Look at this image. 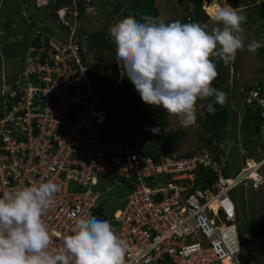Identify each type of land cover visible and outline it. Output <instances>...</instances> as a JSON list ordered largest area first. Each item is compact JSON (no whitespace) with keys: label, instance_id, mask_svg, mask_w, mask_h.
I'll return each mask as SVG.
<instances>
[{"label":"built area","instance_id":"1","mask_svg":"<svg viewBox=\"0 0 264 264\" xmlns=\"http://www.w3.org/2000/svg\"><path fill=\"white\" fill-rule=\"evenodd\" d=\"M208 6L210 1L203 6L210 18ZM62 37L37 29L32 39L38 43L28 45L17 78L2 79L0 194L41 180L56 182L60 191L42 217L55 246L74 231L77 219L91 214L108 220L126 242L124 264H243L231 192L264 184V151L256 160L246 158L229 177L227 151L215 139L198 153L155 160L137 141L97 137L96 125L106 119L103 94L73 35ZM244 97L259 108L255 141L257 150L264 149V94L256 87ZM200 169L216 179L195 186ZM115 185L127 193L108 217L100 198Z\"/></svg>","mask_w":264,"mask_h":264},{"label":"clouds","instance_id":"2","mask_svg":"<svg viewBox=\"0 0 264 264\" xmlns=\"http://www.w3.org/2000/svg\"><path fill=\"white\" fill-rule=\"evenodd\" d=\"M76 2L61 7L63 17L76 16ZM211 18V30L199 22L165 23L131 15L108 26L117 64L124 69L121 75L131 80L144 103L163 108L182 127L196 123L198 100L207 101L204 107L212 114L215 105L226 103L227 93L213 86L216 62L229 64L238 51L255 53L264 46L256 40L245 44L242 25L247 17L227 0ZM77 45L84 55L82 44ZM59 191L56 182L46 179L0 194V264H124L126 242L108 220L91 214L77 219L74 231L55 246L42 217Z\"/></svg>","mask_w":264,"mask_h":264},{"label":"rangeland","instance_id":"3","mask_svg":"<svg viewBox=\"0 0 264 264\" xmlns=\"http://www.w3.org/2000/svg\"><path fill=\"white\" fill-rule=\"evenodd\" d=\"M54 1L28 0L27 3H23L21 0H0V18L13 17L16 26L15 28L11 26L8 40L10 42L5 43L8 52L3 59H0V88L2 87L1 79L4 77L10 79L13 75H16L21 63L20 54L26 50V45H28V40L32 37L35 27L44 29L46 33H50L53 37L58 35L63 36L62 38L67 37V29H63V25L68 27L69 36L77 34L78 41L85 49L84 55L87 62L91 64V67L94 65L100 69L103 90L109 93L117 88L116 83L110 81L114 76L111 64L113 59L116 60L115 48L94 46L89 49V41H87L85 36L87 33L102 30L108 35L107 30L110 24L115 23L122 17L130 15L134 17L136 12L144 10L149 3L157 9L158 13L154 17H148L157 22L162 20L165 23H170L181 20V23H184V19L190 17L195 22L207 24L209 30H211L215 27V24L211 17L208 18L206 13L207 18L204 16L205 9L203 6L208 1H211L207 10H210L212 16L214 12L211 8L225 2V0H199L203 5L198 8L194 4V0H90L80 14L77 12L76 16H74L73 12L63 17V8L57 9V11L52 13L51 4ZM260 2V0H227L230 5L232 3L231 6L234 9L243 12L247 17L246 22L242 25L246 45L252 40L264 44V18L259 16L257 9ZM67 10L70 11L71 8L67 7ZM32 20L36 24L30 27L29 22H32ZM11 36L13 37L11 38ZM74 39L76 40L75 35ZM109 41L112 42L110 38ZM216 63L217 68L221 67V70L218 72V77L213 81V86L227 93L226 103L223 106L226 109L228 118L224 123L225 133L220 144L228 147L226 148V151H229L226 154V175L232 177L243 165L246 158H254L256 160L259 157V153L264 151L260 145L261 148L257 150V141L255 140H258L259 144V139H256L258 137L256 133L252 132L251 129V134L247 131L248 128H252V123L247 118L244 105L246 87L256 88L258 86L260 90H264V46L257 49L255 53L247 51L246 48L243 51H238L235 60L229 64H224L222 61ZM117 80L119 81L117 85H119L121 79L118 78ZM130 83H132L131 80ZM130 90L136 91L134 86ZM130 90L127 91L123 87L122 92L124 95L120 100L131 104L128 110L134 112L139 121L137 122L135 118L130 117L126 110L122 108L121 110L119 104L116 103L111 111L115 116L114 121L118 128L133 129L134 126L141 127L145 123L143 115L151 114L153 117L157 116L155 111L150 109V105L142 101L137 91L136 96L133 97L134 99H131ZM261 93L264 94V91ZM140 100L141 104L138 103ZM133 102H136V104L134 105ZM206 103L207 101H197V120L192 126L182 127L177 117L169 116L167 113L168 125L166 128L159 129L157 127L144 126L143 128L149 134V140L145 139L143 147H146L149 142H160L165 138L168 131L177 130L183 131L184 137L180 141L177 151L173 153L174 155L200 152L204 147L202 139L205 135L203 123L205 121L204 105ZM152 129H157V131L153 132ZM142 137L144 136L140 135L136 137V140H140ZM262 173L264 175V167L262 168ZM234 191L237 193L234 195L237 197L235 200L240 206L238 221L239 225H241L240 236L242 233L241 241L243 242L245 254L244 264H264V184L262 182L256 188L252 185H240ZM126 193L127 189H124L123 186L115 185L110 192L102 194L100 203L108 217H110L115 208L120 206ZM257 252H260V257L251 260V256L254 253L257 254Z\"/></svg>","mask_w":264,"mask_h":264},{"label":"trees","instance_id":"4","mask_svg":"<svg viewBox=\"0 0 264 264\" xmlns=\"http://www.w3.org/2000/svg\"><path fill=\"white\" fill-rule=\"evenodd\" d=\"M23 3H27L28 0H21ZM73 0H55L53 4H51V8H52V13H54V11H56L58 8H61L65 5H72L71 2ZM76 2V9L79 12V14L84 10V8L86 7L84 4V1L86 0H75ZM260 4H258L257 9H258V14L260 17L264 18V0H260ZM194 4H196V6L198 8H201V6L203 4H201V2L199 0H194ZM235 4V3H233ZM232 5V3H231ZM237 5V4H236ZM235 5V6H236ZM158 13L157 9L152 7V4L149 3L147 4L146 8L144 10H142L141 12H136L134 14V17L137 20H142V17L145 16H156ZM204 16L207 18V16L204 14ZM198 20V19H197ZM25 22H27V20H25ZM181 22V20H180ZM189 22H195V20H187V18L184 19V23H189ZM36 24V22H34L32 20V22H29V26L33 27ZM11 26L12 28L16 27L13 17H9L6 16V18L1 17L0 18V59H3V57H5V55L8 52L7 47H5V43L10 42L9 40V32L11 30ZM63 29H67V32L69 34V29L67 26H62ZM39 31H43L44 29H40L35 27V29L33 30L32 35L35 34L36 30ZM15 30V29H14ZM45 31V30H44ZM67 35V37L63 38L65 40L68 39L69 35ZM74 35L76 37V41L79 43L77 37V34H73V38ZM86 39L87 41H89L88 47L89 49L93 48L94 46H99V47H106V46H110L115 48V44L113 42H108L109 37L107 34H105L102 30L99 31H94V32H89L86 35ZM13 36H11L12 38ZM46 39H48V37H46ZM38 43V39L33 38L32 37L28 40V45H34L36 46ZM4 44V45H3ZM28 45H26V50H24V52H21L19 57L20 59V68L18 69V71L16 72V75H13L9 80L12 79H16L18 76L19 71L21 70V68L23 67V61H24V55L28 49ZM81 49L82 45H81ZM23 53V54H22ZM112 69L114 70V76L110 79L111 82H116V80L118 78L121 79V85H116V90L110 91L108 93L105 92L103 90V80H102V74L100 72V69L97 66L92 65L93 67V77L95 79V82L97 84L96 86V90L98 93L103 94V97L101 99V107L106 111V119L102 124H97L96 125V135L99 138L102 139H107V140H112L115 142H131V143H135L136 141L139 142V144L141 145V152L147 156L152 157L155 160H158V158L162 155H172L173 153H175L179 147V143L182 140V138L184 137V132L183 131H177V130H171L168 131L165 138L162 139V141H156V142H149L147 144V146L143 147L144 145V141L149 140V134H147V131L145 128H143L144 126H151V127H157L159 129H164L167 127L168 125V121L166 119V111L163 108L160 107H156L153 105H150V109H152V111H155V113L157 114L156 117H153L151 114H147V115H143V117L145 118V123L144 126L142 125L141 127L139 126H134L133 129H122V128H118L115 125V116L112 114V107L114 104L118 103L120 106V109L122 108L123 110H126L128 115L130 117H133L137 120V122L139 121V119L136 117V115L134 114V112L129 111L128 109L130 108V103H125V102H121V97L124 95L123 94V87H125L128 90H130V88H132L134 86V84L130 83V79L124 75H121V72L124 71L123 66H118L117 64V60L113 59L112 61ZM221 70V67L217 68V72H219ZM218 77V76H217ZM2 80V79H1ZM102 87V90H101ZM135 87V86H134ZM251 86L246 87V91L250 90ZM261 92H263L264 90H260ZM136 91H132L130 90L129 95L131 96V99H134L133 97H135L136 95ZM126 95V94H125ZM134 105L136 104V102H133ZM138 103H142L141 100L138 101ZM254 103H252L251 105H253ZM129 105V106H128ZM244 105L246 107V113H247V118L249 120H251L252 123V128H248L247 131L249 134H251L252 132H258V127H259V123H260V111L258 107L253 108L250 105H247L244 102ZM121 109V110H122ZM204 123L203 126L205 127L204 132L205 135L203 137V141L204 143H208L212 140L215 139L218 141V143L222 142V137L225 133V122L227 121V112L224 106H220L219 104H217L215 106V114L209 113L206 108H204ZM117 119H119V117H117ZM120 121V120H118ZM251 129V131H250ZM143 135L144 137H142L140 140H136V137ZM148 135V136H147ZM148 147V148H147ZM145 148H147L145 150ZM228 147H225L224 149H220L221 152H224L225 149ZM229 151H227L228 154ZM194 152H190V153H184L181 155H191ZM216 179L215 174L210 171V170H203L200 169L197 173V177L195 179L194 185H205V184H210L212 183L214 180ZM236 189V188H235ZM237 191V190H236ZM236 191H234V189L232 190L231 194L233 199L235 200L237 197L234 196L236 195ZM236 202V200H235ZM236 206H237V211L239 212V208L240 206L238 205V203L236 202ZM239 218V215H238ZM240 227L241 225H239V232H240ZM242 236V233H241ZM258 257H260V252H257V254L254 253V255L251 256V260L252 259H258ZM241 258H242V262L243 264L245 263V254H244V249H243V242H242V250H241Z\"/></svg>","mask_w":264,"mask_h":264},{"label":"bare ground","instance_id":"5","mask_svg":"<svg viewBox=\"0 0 264 264\" xmlns=\"http://www.w3.org/2000/svg\"><path fill=\"white\" fill-rule=\"evenodd\" d=\"M253 174V173H252Z\"/></svg>","mask_w":264,"mask_h":264}]
</instances>
